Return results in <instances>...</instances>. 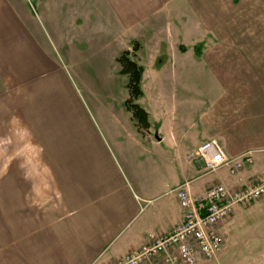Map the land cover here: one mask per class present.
<instances>
[{"label":"crops","instance_id":"crops-1","mask_svg":"<svg viewBox=\"0 0 264 264\" xmlns=\"http://www.w3.org/2000/svg\"><path fill=\"white\" fill-rule=\"evenodd\" d=\"M134 43L143 133L116 62ZM14 98L39 120L0 183V264H110L182 221L177 187L264 175V0H0V105ZM210 140L251 161L205 172ZM248 209L264 195L223 238Z\"/></svg>","mask_w":264,"mask_h":264},{"label":"built area","instance_id":"built-area-1","mask_svg":"<svg viewBox=\"0 0 264 264\" xmlns=\"http://www.w3.org/2000/svg\"><path fill=\"white\" fill-rule=\"evenodd\" d=\"M194 155L204 160L208 173L227 167L232 174L251 161L245 154L225 156L214 140L202 143ZM176 194L182 221L168 234H150L145 244L110 264H196L199 259L215 258L224 246L217 224L226 220L236 206H247L264 195V175L237 189L217 183L198 198L184 186L177 187Z\"/></svg>","mask_w":264,"mask_h":264},{"label":"rangeland","instance_id":"rangeland-1","mask_svg":"<svg viewBox=\"0 0 264 264\" xmlns=\"http://www.w3.org/2000/svg\"><path fill=\"white\" fill-rule=\"evenodd\" d=\"M244 15L239 12L241 26L236 34L238 36H245L247 33L246 22L242 19ZM254 32L255 34L259 32L260 35V29H255ZM81 94L85 99L86 94L84 92ZM18 96L20 95H15V97ZM19 101L20 98H14L13 101L3 102L0 105V183L6 176L5 165L20 166L23 164L21 150L25 148L24 144H27L25 139L28 132L32 131L29 129V124L30 128L37 129L36 123L39 118H24ZM22 119L24 123L27 122L28 126L23 125ZM61 120L64 121V119ZM25 161L27 162L26 158ZM14 175L20 176L21 173ZM18 179L21 180V178ZM17 193L21 195V188L17 190ZM3 207L0 206V211H5L1 210ZM249 210H245L229 229L222 231L224 248L219 255L209 260L202 259L196 264H264V212L259 209L255 212Z\"/></svg>","mask_w":264,"mask_h":264},{"label":"trees","instance_id":"trees-1","mask_svg":"<svg viewBox=\"0 0 264 264\" xmlns=\"http://www.w3.org/2000/svg\"><path fill=\"white\" fill-rule=\"evenodd\" d=\"M138 49V44L134 43L132 50H124L117 57L116 62L119 65L121 74L126 75V88L128 98L123 105L132 115L137 129L143 133L149 127L147 112L137 103V99L142 95L141 78L143 67L135 60L134 52Z\"/></svg>","mask_w":264,"mask_h":264}]
</instances>
